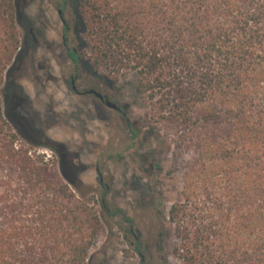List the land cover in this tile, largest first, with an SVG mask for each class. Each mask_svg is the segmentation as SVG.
<instances>
[{
	"label": "trees",
	"instance_id": "trees-1",
	"mask_svg": "<svg viewBox=\"0 0 264 264\" xmlns=\"http://www.w3.org/2000/svg\"><path fill=\"white\" fill-rule=\"evenodd\" d=\"M56 7L74 71L109 84L134 74L146 122L136 129L125 116L131 140L162 133L182 168L180 198L158 216V252L172 231L177 264H264V0ZM25 20L19 0H0V264H92L106 219L125 221L127 234L133 220L100 178L98 193H80L68 146L20 112L22 65L36 42ZM131 243L140 264L153 263Z\"/></svg>",
	"mask_w": 264,
	"mask_h": 264
},
{
	"label": "rangeland",
	"instance_id": "rangeland-1",
	"mask_svg": "<svg viewBox=\"0 0 264 264\" xmlns=\"http://www.w3.org/2000/svg\"><path fill=\"white\" fill-rule=\"evenodd\" d=\"M57 1L19 0L25 23L36 29L35 45L22 65L19 82L24 100L19 110L47 137L68 146L70 158L79 164L80 193H98L100 178L111 204L133 220L132 233L127 234L125 221L117 216L106 219L92 264H140L139 254L130 245L136 239L153 257L152 264H177L169 254L177 244L172 231L167 249L157 250L163 245L158 238V216L179 200L182 188V168H175L171 142L162 133L158 136L144 130L147 139H141L142 133L135 142L131 140L125 116L136 129L146 122V102L134 74L120 75L109 84L98 83L89 71H74L66 58ZM18 30L22 38L24 30ZM70 76L78 90L94 88L123 112L107 107L91 93L76 94ZM43 151L49 156L50 151ZM157 162L160 170L154 167Z\"/></svg>",
	"mask_w": 264,
	"mask_h": 264
},
{
	"label": "water",
	"instance_id": "water-1",
	"mask_svg": "<svg viewBox=\"0 0 264 264\" xmlns=\"http://www.w3.org/2000/svg\"><path fill=\"white\" fill-rule=\"evenodd\" d=\"M88 92L91 93V94H93V95H95L97 98H99L101 100L103 99L104 100V104L107 107L112 108V109H117V105L114 102L110 101L108 98H105L104 99L103 95L100 92H97L94 89H91Z\"/></svg>",
	"mask_w": 264,
	"mask_h": 264
},
{
	"label": "flooded vegetation",
	"instance_id": "flooded-vegetation-1",
	"mask_svg": "<svg viewBox=\"0 0 264 264\" xmlns=\"http://www.w3.org/2000/svg\"><path fill=\"white\" fill-rule=\"evenodd\" d=\"M58 14H59V11H58ZM70 84H71V88H72V90L73 91H75V93L76 94H78V95H80V94H86V93H89L88 91L89 90H91V89H89V90H86V91H80V90H78L77 89V87L74 85V76H70ZM103 95V94H102ZM103 97H104V99L105 98H108L106 95H103ZM99 99V98H98ZM101 102H103L104 103V100L102 99H99ZM132 244V246H133V243H131ZM130 244V245H131Z\"/></svg>",
	"mask_w": 264,
	"mask_h": 264
}]
</instances>
